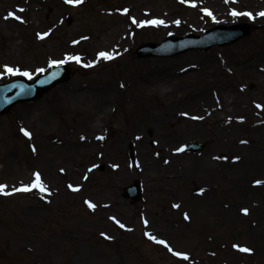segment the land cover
<instances>
[{
    "label": "rangeland",
    "instance_id": "374dc122",
    "mask_svg": "<svg viewBox=\"0 0 264 264\" xmlns=\"http://www.w3.org/2000/svg\"><path fill=\"white\" fill-rule=\"evenodd\" d=\"M22 1L21 7L26 9L17 14L24 23L0 20V73L4 65L19 67L31 71L33 81L42 74L36 73L37 68H45L44 73L52 69L48 67L49 60L79 55L82 63H87L95 60V52L108 51L113 43L120 55L92 68L69 61L71 75L66 83L41 100L18 104L0 116V184L9 185L10 190L30 183L32 173L39 171L52 193L44 198L35 190L0 196V264H264V254L255 251L248 255L231 247L237 243L255 250L262 245L260 249L264 250V238L257 245L249 238L253 237L248 232L250 221L232 211L234 204L247 207L259 200L262 203V199L257 195L246 197L232 178L225 177L222 168L231 163V151L215 152L220 134L228 131L244 139L254 133L259 122H264V109L255 106L264 105V73L257 67L264 64V18L227 19L220 12L236 9L256 13L264 9V0H195V8L180 0H85L77 7L64 0H41L35 7L30 0ZM13 7H0V16ZM125 8L129 9L127 15L122 14ZM202 8L209 9L219 22L205 15ZM131 17L137 21L172 20L173 27H137ZM175 20L181 23L176 25ZM239 22L251 25L250 36L225 47L191 50L168 58L135 56L137 47L145 42L158 43L171 34H203L215 25ZM117 28L125 34L122 41H117ZM49 29L51 34L45 40L36 38L38 32ZM74 40L80 42L73 44ZM210 62L216 66L208 70ZM18 77L26 78L3 75L0 83ZM206 91H213L222 106L208 119L179 126L175 120L164 123L159 119L152 126L139 121L134 125L141 139L132 136L133 116L147 111V115L150 111L161 114L185 97ZM233 99L235 107L229 105ZM211 101L214 102L212 97ZM240 117L244 118L242 123ZM21 127L32 132L31 141L20 132ZM184 131L194 135L181 146L189 141L209 145L198 154L181 153L182 159L195 167L211 156L219 168L201 180L192 171L170 179L166 176L171 174L169 170L159 179L145 178L141 166H135L143 151L153 150L152 142L161 134L172 137ZM95 133L104 135L105 140H99L92 156L71 159L73 152L90 149L81 145L85 139L80 137L90 138ZM116 138L125 142L126 177L119 168L112 167L120 160L106 154L109 143ZM33 145L36 153L32 152ZM129 145L134 146L133 156ZM98 150L102 156L94 155ZM219 152L228 159H214ZM79 161L76 170L73 166ZM94 163L99 167L87 172ZM61 168L65 169L63 173ZM248 170L264 177L261 162ZM84 175L89 178L84 180ZM136 179L142 182L144 194L139 203L132 204L122 191ZM69 183L80 185L81 191L72 192L67 188ZM206 185L213 186L210 192ZM201 188L205 189L203 195L198 194ZM85 199L98 204L95 212L83 203ZM174 203L181 208H172ZM184 212L190 215V221L183 219ZM110 216H116L132 231L119 228ZM143 219L149 221L147 227ZM257 224L259 230L264 229V219ZM101 232L113 239H104ZM145 232L168 241L175 250L188 252L190 260L177 261L162 245L149 240Z\"/></svg>",
    "mask_w": 264,
    "mask_h": 264
},
{
    "label": "bare ground",
    "instance_id": "6f19581e",
    "mask_svg": "<svg viewBox=\"0 0 264 264\" xmlns=\"http://www.w3.org/2000/svg\"><path fill=\"white\" fill-rule=\"evenodd\" d=\"M31 3L35 4L33 7L36 6L37 2H40L41 0H30ZM197 1V0H196ZM23 1L22 0H1L0 1V7H4V5L8 6H14L12 9H9L8 12H17L19 11V8H22ZM16 4V5H15ZM27 7V5L25 4ZM264 8V7H263ZM26 9V8H25ZM264 10V9H263ZM251 11V10H250ZM259 11H262L259 10ZM258 11V12H259ZM8 12H5L0 16V20L6 22L11 21V18L8 20H5L4 17L7 15ZM253 12V11H251ZM230 12H225L224 10H221L220 14L229 19L231 15ZM255 13V12H253ZM18 15V14H17ZM190 19V18H188ZM173 21L172 20H166L165 23L167 24V27L161 25L164 29H170L173 27ZM118 29L116 30L117 41H122V39L125 38V34L122 30L118 32ZM116 46L113 43L111 47L108 48L109 52H115ZM94 53V57L96 58V54ZM212 64V62H210ZM216 65L212 64L211 66H208V70L211 68H214ZM259 71L264 73V64L257 66ZM177 71H175L176 73ZM179 73V71L177 72ZM176 73V74H177ZM171 75L168 76V78ZM211 97L213 98V101H211ZM235 99L229 102L230 106L235 107ZM221 104H218L215 100V95L213 94V91L208 93L202 92L198 95H193L189 98V96L185 97V99L181 102H176L174 105H170L165 111H163L161 114L157 112L150 111V114L147 115L149 112H144L143 114H139L136 116H133L131 119V123L133 125L132 129V136H137L140 131H138L137 126L135 127L134 124L138 123L139 121H144L148 124L156 125V122L160 119L164 123H170L176 121L175 124L182 125L185 122H195V121H201V120H193L190 117L191 116H203L204 118L202 120H206L209 117V114L214 113L217 110H221ZM186 112L189 115L188 116H182L180 113ZM217 122H219L217 120ZM158 123V122H157ZM173 128H176L172 126ZM258 128L254 129V133H252L251 136L246 137L244 139L241 138H235V136L229 135L228 131H226V134H220L218 136V140L216 141V151H221L223 149H226L228 151H231L232 153V160L230 164L225 165L222 169L225 173V177L232 178L233 182H236L239 192L242 194L244 193L246 197H252L254 195L259 196L260 199H262V203L259 200V203H250L247 208L250 210V214L248 216H245L241 213L240 209L243 208L241 205L239 206L238 203L234 204L235 209L232 211L234 214H237L239 218H243L247 221H250V226L248 229V232L253 233L252 236H248L249 238H253L256 244L259 245V241H261L264 238V229L259 230L257 222L264 219V186L260 187H254L253 181L256 179H264V177H261L260 175H257V173L252 172L248 169H250L254 164H257V162H261V164L264 167V122H261L258 126ZM184 133V134H183ZM193 136L194 132L187 131L182 132L181 134H177L175 136H169L166 134H161L156 141L158 143L153 144V150L150 151H143L142 158L140 160V166L142 172H145L144 177L147 178L149 176H152L153 178H161L164 177L163 172L166 170L171 171V174H167L166 176L170 179L174 176L182 177L186 176L189 171H192L194 173V176L198 178L199 180L202 179V177H205L206 175H210L215 168L219 164H216L213 160V157L206 156L204 159H202L198 164L194 167L189 165V162L182 159L181 156L183 154L175 153V148L182 145L184 140L189 138L188 136ZM99 136V133H95L94 136L90 138H86L84 141V144H81L83 147H87L89 150L86 151V148H83L82 151L79 150V152L74 153L71 156V159H75L78 157V159L82 158H89L92 156V151L96 147V145L99 143V140H97L95 137ZM246 140L248 143L242 144L240 141ZM181 142V144L175 146L171 142ZM109 150L106 151V154L109 156H112L113 158H117L120 161L119 162V171L122 172L123 176L127 173V167H126V161H124L125 156V142L123 143L119 138H116L113 142L109 143ZM102 153V151H95L94 155L99 156ZM156 153H159L157 156ZM239 156L240 160L234 162L233 158ZM167 160L169 163H164V161ZM83 161V160H81ZM79 161L76 166H73L76 168L79 167L80 162ZM113 161V160H110ZM246 166V168L244 167ZM251 166V167H250ZM124 172H126L124 174ZM126 177V176H125ZM168 178V179H169ZM253 178V179H252ZM243 183V184H242ZM240 184V185H239ZM211 185H206V191H211ZM253 219V220H252ZM259 231L258 233H256ZM262 246V245H261ZM260 246V247H261ZM260 247H256L255 251L259 254H264V250L260 249Z\"/></svg>",
    "mask_w": 264,
    "mask_h": 264
},
{
    "label": "snow or ice",
    "instance_id": "6c2138e0",
    "mask_svg": "<svg viewBox=\"0 0 264 264\" xmlns=\"http://www.w3.org/2000/svg\"><path fill=\"white\" fill-rule=\"evenodd\" d=\"M85 2V0H64V3L67 5H70L72 7H77L82 5ZM190 3V6L195 8L197 7V4L195 2V0H180V3ZM225 3H229L230 0H224ZM231 2H234V0H231ZM25 9L24 8H19V12H24ZM202 12L205 13V15L211 17L213 19V21H216V17L213 15V13L207 9V8H202L201 9ZM129 13V9L125 8L122 10V14L127 15ZM232 17L234 18H238V17H247L249 20L255 21L257 17L260 18H264V10L253 13L251 11H237L236 9H232L229 13ZM15 19L17 21H20L21 23H24L25 21L23 20V18L19 15H17L15 12H8L7 15L4 17L5 20L8 19ZM131 22L132 24L136 25L137 27H144V26H165L167 27V24L165 23L164 20L162 19H151V20H140L137 21L134 17H131ZM217 23L219 21H216ZM174 23L176 25H179L181 23L180 20H175ZM51 29H49L48 31L45 32H38L36 34V38L39 40H45L47 37L50 36L51 34ZM82 40H86L88 39V37H81ZM80 41L74 40L73 44H78ZM120 53L119 52H109V51H100L96 54V58L95 60L92 61H88L87 63H82V58L79 55H66L64 57V59L61 60H49L48 62V67L49 68H59L61 65L68 63L69 61L75 62L76 64L81 65L82 67L85 68H92L95 67L98 63H100L101 61H112L114 59H116L117 56H119ZM36 73H44L46 71L45 68H37ZM229 71H231V69H229ZM3 75H10V76H23L26 77L29 80L33 79V73L31 71L28 70H21L19 67H11L9 65H4L3 66V72L0 73V78H2ZM56 76V73H52L50 79H54ZM12 87H16V85H12ZM121 88L124 87V84L120 85ZM20 88V94H26L27 92H30L31 89L30 88H26L25 85L21 84L19 85ZM243 90V89H241ZM218 102V101H217ZM256 108L258 109H264V105H261L259 103H257ZM180 115L182 116H188L189 114L186 112H182L180 113ZM193 120H202L204 117L203 116H191L190 117ZM231 118H229L230 120ZM240 122L242 123L244 121L243 117L239 118ZM20 132L23 134L24 137H26L29 141H31L33 139V134L31 131H29L28 129L21 127L20 128ZM97 140L103 141L105 140V136L104 135H99L95 137ZM81 140L86 139V137L81 136L80 137ZM141 137L137 136L136 140H140ZM154 143H158V141H155ZM240 143L242 144H246L248 143V141L246 140H242L240 141ZM186 147L187 146H179L177 148H175V153L179 154V153H183L186 151ZM32 152L36 153L37 152V148L35 147V145L32 146ZM101 156L103 155V153L100 154ZM156 155L158 156L159 153H156ZM214 159L217 160H227L228 157L227 156H217L214 157ZM240 157L236 156L233 158V161H239ZM164 163H169V161L165 160ZM131 166V165H130ZM135 166L137 168L140 167V163L137 161L135 163ZM99 165L98 164H92L91 167H89L87 169V172L91 173L93 172L96 168H98ZM112 167L114 169H118L119 165L118 164H113ZM65 171L64 168L60 169V172L63 173ZM32 180L30 181V183H21L19 187H11L9 190V185L7 184H0V196H5V197H9V196H13L17 193H31L34 190L39 192L41 194V198H44V195H52L48 185L44 182V180L42 179L41 173L39 171L33 172L32 173ZM89 177L87 175L83 176L84 180H87ZM253 186L254 187H260V186H264V179H256L253 181ZM67 188L70 189L72 192H80L81 191V186L80 185H73L71 183H69L67 185ZM205 189L201 188L199 190V195H203L204 194ZM83 203L87 206L88 209L92 210L93 212L96 211L98 204L94 203L91 200L85 199L83 201ZM103 207H108V205H103ZM172 208L174 209H180L181 205L179 203H174L172 205ZM241 213L245 216H248L250 214V210L247 207H243L240 209ZM109 219L115 224L117 225L119 228L121 229H125L127 231H132L131 228H127L126 225L121 222L116 216H110ZM183 219L185 221H190L191 217L187 212L183 213ZM143 224L145 225V227L148 226L149 221L147 219H143ZM100 235L106 239V240H111L113 239L112 236L101 232ZM144 235L151 241H153L156 244L162 245L169 253H171V255L175 258H177V261L180 262H187L190 260V254L188 252H184V251H178L175 250L168 241L164 240V239H160L158 238L156 235L150 233V232H145ZM234 250H236L237 252L240 253H245L248 255H252L254 254V249L248 246H244V245H240L237 243H233L231 246ZM212 255H215V253L213 252Z\"/></svg>",
    "mask_w": 264,
    "mask_h": 264
},
{
    "label": "water",
    "instance_id": "95a60500",
    "mask_svg": "<svg viewBox=\"0 0 264 264\" xmlns=\"http://www.w3.org/2000/svg\"><path fill=\"white\" fill-rule=\"evenodd\" d=\"M70 21V20H69ZM250 26L247 24H241L240 26L232 27H217L214 30L208 31L204 36L189 35L184 38H178L171 36L161 44L147 43L141 46L136 55L139 57L144 56H169L189 51V49L200 48L209 49L212 45H227L229 43L240 40L243 36L249 35ZM52 73H56L54 79H50ZM69 69L66 66H60L58 69H54L49 74L40 76L35 82L30 83L26 80L20 79L0 85V115H3L11 110V108L18 102L35 101L43 97L44 93L51 90L53 87L61 82L69 79ZM25 85L26 88H30L31 91L26 94H20L19 85ZM16 85V87H12ZM203 145L198 143L190 144V148L194 150H200ZM125 195L132 197L133 202L139 201L142 195L141 185L138 181H135L133 185L125 188Z\"/></svg>",
    "mask_w": 264,
    "mask_h": 264
}]
</instances>
